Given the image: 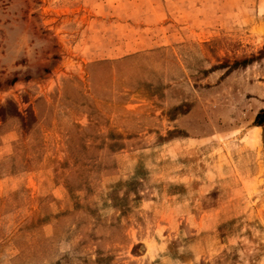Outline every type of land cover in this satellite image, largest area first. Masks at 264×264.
I'll return each mask as SVG.
<instances>
[{"label":"rangeland","instance_id":"obj_1","mask_svg":"<svg viewBox=\"0 0 264 264\" xmlns=\"http://www.w3.org/2000/svg\"><path fill=\"white\" fill-rule=\"evenodd\" d=\"M262 109L264 0H0V264H264Z\"/></svg>","mask_w":264,"mask_h":264},{"label":"trees","instance_id":"obj_2","mask_svg":"<svg viewBox=\"0 0 264 264\" xmlns=\"http://www.w3.org/2000/svg\"><path fill=\"white\" fill-rule=\"evenodd\" d=\"M243 66H245L248 63V60H243L241 62ZM239 62H235L234 66L238 65ZM254 126L257 127H263L264 126V109L260 110L258 114L255 117Z\"/></svg>","mask_w":264,"mask_h":264}]
</instances>
